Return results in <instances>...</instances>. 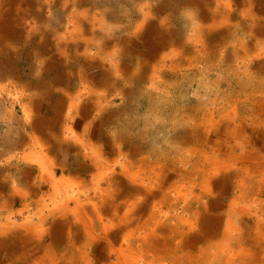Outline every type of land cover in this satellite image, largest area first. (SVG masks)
Listing matches in <instances>:
<instances>
[{
  "label": "rangeland",
  "instance_id": "1",
  "mask_svg": "<svg viewBox=\"0 0 264 264\" xmlns=\"http://www.w3.org/2000/svg\"><path fill=\"white\" fill-rule=\"evenodd\" d=\"M119 1L0 0L2 16L13 11L14 18H19L15 13L20 7L23 10L16 29L20 26L21 41L0 45V92L6 104L13 107L15 115H27L21 91L26 84L40 91L51 89L56 97L71 96L74 101L73 111L63 119L59 133L45 135L28 152L7 157L10 145L6 147L4 138L0 177L9 172V179L14 176L29 187L21 189L11 184L4 189L6 182L0 178V187L6 191L0 201H12L14 212L3 210L0 225L9 217L21 224L37 222L38 236L27 244L32 259L45 256L42 247L48 245L62 255L70 226L76 231L71 237L78 241L88 233L85 227L72 225L71 213L67 217L59 213L44 217L53 205L48 191L57 189V201L73 204L77 196L82 201L90 194L89 186L99 182L100 170L107 163L111 169L104 172L106 177H119L130 187L139 182L131 179L129 171L139 172L141 160L148 158L143 165L146 173L164 166L165 181L155 192L167 191L169 201H181L172 214L183 213L184 201L191 203L184 211L190 222L184 228L183 244L192 253L186 264H264V173L247 179L245 164L250 171L251 159L245 157V151L241 156L242 149L250 148L246 140L253 127L254 142L262 148L264 145V94H260V87H264V1L254 2L252 19L245 17L242 0H182V7L178 1L171 4L173 7L160 4L158 14L152 17L141 11L140 0H128L139 5L134 9L120 6ZM71 15L77 20L70 19ZM200 27L204 29H197ZM38 46L41 50L36 54ZM52 84H56L53 91ZM62 106L66 108V103ZM209 112L216 117L213 127ZM239 126L244 129L241 133L236 130ZM192 147L199 148L200 153H193ZM260 153L264 156L263 149ZM214 159L218 161L216 171L208 170L212 173L204 179L202 173ZM122 164L130 170L121 175ZM234 173L239 174L237 179ZM244 178L248 183L245 192L235 186L241 180L244 185ZM103 186L106 188L107 183ZM154 186L158 189L157 184ZM251 186L260 190L251 193ZM114 188H119L118 184ZM92 194L93 200L99 201ZM114 196L109 201L113 202L111 206L105 203L104 211L99 207L115 226L107 237L101 235L92 242L93 264L106 262L104 257L125 241L127 225L120 217L132 206L119 205L127 194L122 197L118 190ZM159 199L151 196L142 200L147 202L140 201L129 225L130 229L140 228L136 233L142 234L143 240L138 252L146 261L158 254L157 238L162 250L170 243L165 226L155 229L150 218L152 201ZM21 201H46L49 208L37 216L35 204L24 209ZM92 214L95 219L97 215ZM207 222L214 226L206 227ZM212 229L214 246L204 235ZM253 251L259 253L258 261L244 262L250 253L255 254ZM9 252L0 248V264H12ZM171 260L159 259L156 264H178Z\"/></svg>",
  "mask_w": 264,
  "mask_h": 264
},
{
  "label": "bare ground",
  "instance_id": "2",
  "mask_svg": "<svg viewBox=\"0 0 264 264\" xmlns=\"http://www.w3.org/2000/svg\"><path fill=\"white\" fill-rule=\"evenodd\" d=\"M256 1H264V0H242V5L244 7L243 13H244L245 17H248L251 19L255 18V14L253 12L254 11L253 7H254V2H256ZM26 3H28V1H26ZM198 5L199 4H197V6ZM261 8L264 10V4L262 5ZM12 12L13 11L9 12L7 14V16H2L0 14V45H2V46L6 45V44L8 46H9V44L13 45L14 43H18L21 41V39H19V35L22 34L21 30H20V26H19V29L17 31H16V29L18 28L17 23H19V21L20 20L22 21V19H23V10L20 7L17 10V12L15 13V14H20L19 18H17V17L14 18V16H13L14 13H12ZM40 19H41V17H40ZM70 19H72L73 21H76L77 16H76V18H74V15H71ZM197 29L203 30L204 28L200 27ZM42 47H47V46L42 45ZM86 49H89V48H86ZM39 50H41L40 46H38L36 48V54L39 52ZM247 53L250 55V50L249 51L247 50ZM253 79H255V78H253ZM54 82H55V80H54ZM260 90H262V91H260L261 92L260 94L262 96L264 94V92H263L264 87H260ZM256 96H258V95L256 94ZM251 102L255 103L254 101H251ZM64 103H65V101H64ZM209 117L211 119V120L209 119L210 125L213 127L215 125L216 117H215L213 112L212 113L209 112ZM239 128H236V130H238L240 133H241V131H244V129L241 128L240 126H239ZM252 133H253V131H252ZM242 140L244 141V140H246V138H243ZM257 145H258V143H256V146ZM134 149L136 150L135 147H134ZM192 149L194 150L193 153H197V154L200 153L198 150L199 148L197 149V148L192 147ZM244 151L246 154L245 157H248V152H246V150H244V149L241 150V156L244 154ZM258 154H260V153H258ZM147 160H148V158H147ZM147 160L145 158L142 159L140 162V165L138 166L139 172L135 171L134 173H131V171H129L130 168L125 166V164L121 165L123 167L121 175L124 174L126 171H129V173L132 174L131 179L133 181L135 180V182L136 181L139 182L138 184L134 183L132 186L130 185V187L127 185V183L125 181L120 180L119 177H116L115 180H113L112 178L106 177L104 172L111 169L110 163H107L106 166L104 165L105 167L103 166L100 170L101 178H100L99 182L95 185L89 186L90 194L87 196V198L83 199L82 201L80 200V196L75 197L76 199L73 198V199H75L74 203L76 202L74 207H72V205L74 203L72 204L71 201H67V200L65 202H64V200L63 201H57L56 200L57 195L55 192V191H57V189L54 191L55 188H53V189L50 188L51 190L48 191V198H50L52 200L51 202L53 204L52 208H49V205L46 204V201H31V202L21 201L22 204L25 206L24 209L29 207L30 204H32V203L35 204L36 209H37V211H35V214H37V216H38V214L40 215V213L43 212L46 208H49L47 215L44 216L45 218H49L51 216L53 217V216L57 215L58 213L61 215H66V217H67L71 213L74 216L73 221H72V225L74 227L77 226L80 228L85 227V229L87 230L86 233H88V236L85 237L82 234L78 233V236H81V235L83 236L80 239V241H78L75 238H72L71 236L76 235V233H75L76 231H74V228L72 226H70L69 238L67 240L68 244L65 245V251L62 253V255L57 254V252L54 251V249H53L54 247L52 245H48V246L42 247V250H43L42 253H44L45 256L40 257L36 260H33L32 259L33 256L29 252V248L27 247L28 246L27 244H31L32 242H34L35 236H38L39 230H38V227L36 226V225H38V223L37 222L33 223V222H30L31 220H29V221H26V223L23 222L21 224L17 220L14 221L12 217L11 218L9 217L8 218L9 221L7 223H3L2 225H0V237H1L0 238V248L5 247L6 249H10L9 255H11V256L9 258L10 260H8V261L11 262L12 264H60V262H61V264H93L91 262L92 260H91V252H90V249H92L91 248L92 242H97L100 239L101 235L104 237H107L108 231L111 230V227L113 228L115 226L113 219L104 218L103 213L101 212L99 207L100 206L103 207L104 208L103 211H104L105 210V203H107L111 206V204L113 202L110 203L109 201H113L116 198L114 195L119 190V194L122 197H124L125 194H127V196H128V197H125L123 199V201L120 202L119 205L122 207H124V205H131L132 206L131 209L126 210L125 213L120 217V221L127 225V234H126V236L123 237V239L125 241L123 243H121L120 246L114 248L112 253H109L107 256H105V257L103 256L104 257L103 260H106V262H103L101 264H156V262L159 259H162V260L163 259H170V260L173 259L170 261L171 263H173V262L177 263L178 262V264H186L185 263L186 259L189 260L190 257H192V255H190L192 253H190L189 250H186L184 247V244H183L185 233L187 232V231H185L184 228H185V226H188V224L190 222L189 218L186 217L187 215H185L184 211L187 212L188 206H191V203L188 201H184L183 213L176 212V214H172V212H174L176 210L175 206L178 205L181 201H169L168 196L166 194L167 191H165V193L162 192L161 194L158 192H155V190H159V191L161 190V188L163 186L162 184L165 181L164 173H163L164 166L159 165L158 166L160 168L159 171H157V168L154 167L153 169L152 168L151 169L154 170L155 172H150V174L146 173V171H144V169H147V168L144 167L143 165H145V163H148ZM217 162L218 161L216 159H214L211 167L205 169V172L202 173V176L204 179H206L207 175H211V173H212V172H209L208 170L216 171V168H217L216 163ZM132 164L135 165V161ZM147 166H151V165L148 164ZM245 166L247 167L248 165L245 164ZM195 171H196V175H198L199 168H197V170H195ZM112 173L113 174L116 173V169L113 168ZM118 173H119V171H118ZM57 181L59 182V184L62 182V180H57ZM103 182L107 183L106 188H105V186H103ZM80 183H82V182H80ZM116 184H118L119 188H114V185H116ZM154 184L158 185V189L154 188L156 186V185L154 186ZM174 189H176V188H174ZM92 192H94V194H96V197L99 199V201L93 200ZM67 195H68V197L72 198L68 193H67ZM168 195H170V194H168ZM136 196L139 197L140 201L147 199V198H150L151 196L156 197V198H158V197L160 198L159 199L160 201H157V200L152 201V208L150 210V218L155 222V225H156L155 229H158L159 227H161V225L165 226L164 233L167 234V237L169 238V241H170L169 244H167V243L164 244L166 248L164 250H162L163 244H162L161 240L156 237L158 240L157 241L158 243L156 245L157 250H158V254L155 255L156 258L149 260V261H146L147 259L145 260V258H142V255L138 252V250L140 249L138 247L141 245L142 240H143L142 234L136 233V231L140 230V228L130 229V227H129V225L133 221V217L135 216L133 213V210L135 208H137L139 206V203H140V201L135 199ZM70 198H69V200H71ZM196 198H197V200H201V197L198 195H196ZM163 200H166V201H163ZM101 202H102V204H99ZM142 202H147V201H142ZM91 204H92V206H91ZM12 206H13L12 201H0V214L3 213V210H9V211H7L8 213H14V212H12L13 211L11 208ZM165 209H167V212ZM28 212L30 214H33L32 210H30V209H28ZM91 214L93 216L97 215V217H94L95 219H93ZM13 215H11V216H13ZM2 217H3V214L1 216V218ZM39 217H42V216H39ZM152 220H151V222L153 223ZM174 221L175 222L177 221V222L171 224ZM197 222H198V217H197ZM155 225H153V226H155ZM233 225H235V224H233ZM213 226H214V223L212 222L210 227H213ZM43 228H44V226H43ZM192 228H194V226ZM24 230H27L28 234L26 232H24ZM103 232L105 233L104 235L102 234ZM226 233L224 232V234H226ZM256 234H258V233H256ZM2 235H4V237ZM6 235H9V236L7 238H5ZM204 235L206 237L205 239H209V240H207V242L210 245L211 244H213V246L216 245V242L213 240V237H215L213 229L211 231L210 230L207 231ZM175 238H178L179 240L176 241ZM146 239L147 238L145 237V240ZM6 241H8V242H6ZM84 241L86 243H84L81 246H77V243H79V242L82 243ZM126 241H128V242H126ZM134 241H136L137 243ZM255 243H256V241H255ZM200 253L203 254V253H205V251L203 250ZM255 254H257V255H255ZM255 254L252 255L250 253V255H249L250 257L249 258L247 257V259H245L244 262H246V263H248V261H249V263L250 262H252V263L257 262L259 259L257 257L259 255V253H255ZM261 258L264 260V256H262ZM215 259H216V257H215ZM206 260H210V258L207 257Z\"/></svg>",
  "mask_w": 264,
  "mask_h": 264
},
{
  "label": "crops",
  "instance_id": "3",
  "mask_svg": "<svg viewBox=\"0 0 264 264\" xmlns=\"http://www.w3.org/2000/svg\"><path fill=\"white\" fill-rule=\"evenodd\" d=\"M142 1L144 0L138 1V4L142 5L141 11L145 12L146 10V12L150 14V17L154 16V14L155 15L158 14V10H159L158 8L160 4L164 6L173 7L171 4H175L178 1V3L180 2L179 3L180 6L182 7V0H160V1L147 0L146 2L143 3ZM118 4L125 8L129 6V8L132 9H134V7L139 6L138 4L135 3L130 4L128 0H120ZM3 80L4 79H2V81ZM22 88L23 89L21 91H23L24 93L23 95L25 96L23 97L24 98L23 100L26 101L24 108L28 113L27 115L25 114L23 116L17 113L16 115H19L20 116L19 118H15L16 115L13 111V107H11L10 104H6V101L4 100L5 97L2 98L3 94L0 92V138H1L0 147H3L2 144L5 138L6 147L7 145L8 146L10 145V148H8L9 151L5 153L7 154L6 155L7 157L22 155L24 152L26 151L28 152L31 146H34L36 141L42 140L43 139L42 137H44L45 135H53L55 133H59V131L61 130L60 126H62L64 122L63 119L70 117L71 112L73 111L72 105L74 101L71 98V96L67 97L69 99L62 97V95L61 97L58 96L55 98V96H53L50 91L51 89H49L50 92L44 90L40 91V89L35 88L34 85L30 87L28 84L24 85ZM54 89H56V84L54 85L52 84V91ZM63 93L66 94L65 89ZM30 97H31V102H30ZM64 101H66L65 102L66 108L65 107L63 108V106L60 107ZM28 108L31 111H29ZM262 115L264 116V111L262 112ZM25 116H27L28 119H26ZM255 128L256 127H253L252 131H255L256 130ZM251 135H253L252 132L250 134V139L246 140V141H250V148L247 147V151H246L248 152L247 158L251 159L250 171L247 170V168L249 167H245L246 171H248L245 173L246 175L245 177L248 179L250 176V180L253 176L264 173V156L261 155L260 153L262 149L264 150V145L262 148V144L255 141L256 143H258V145L256 146V143L254 142V138H252ZM51 140L52 139L50 138L48 139V141ZM0 151H3V148L2 149L0 148ZM37 167L38 166L33 168H37ZM233 175L236 177V179L237 176H239L238 173H234ZM0 178L3 180L4 183L6 182L4 189L8 188L7 186L8 185L10 186L11 184L21 189L29 187L19 182L18 179L14 176H11L9 179V172L5 173L4 177L2 176ZM246 178H244L245 181L244 185L241 184L242 180L239 181L238 185L237 183L235 185L237 188L243 187L244 192L247 190V184H248ZM235 181L237 182L238 180ZM4 189L0 187L1 196L6 194V191H4ZM249 190L251 193L252 192L255 193L260 189L257 186L254 187L251 186ZM244 192L242 191L241 194ZM207 223L208 224L206 225V227L211 228L210 227L211 223L209 222Z\"/></svg>",
  "mask_w": 264,
  "mask_h": 264
}]
</instances>
